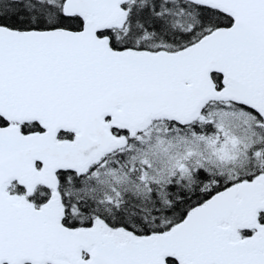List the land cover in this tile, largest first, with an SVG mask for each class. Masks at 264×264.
<instances>
[{
  "label": "snow or ice",
  "instance_id": "1",
  "mask_svg": "<svg viewBox=\"0 0 264 264\" xmlns=\"http://www.w3.org/2000/svg\"><path fill=\"white\" fill-rule=\"evenodd\" d=\"M0 264H264V0H0Z\"/></svg>",
  "mask_w": 264,
  "mask_h": 264
}]
</instances>
